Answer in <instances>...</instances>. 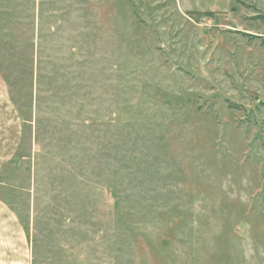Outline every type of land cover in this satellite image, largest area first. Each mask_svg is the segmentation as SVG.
<instances>
[{"label":"rangeland","instance_id":"1","mask_svg":"<svg viewBox=\"0 0 264 264\" xmlns=\"http://www.w3.org/2000/svg\"><path fill=\"white\" fill-rule=\"evenodd\" d=\"M0 264H264V0H0Z\"/></svg>","mask_w":264,"mask_h":264},{"label":"crops","instance_id":"2","mask_svg":"<svg viewBox=\"0 0 264 264\" xmlns=\"http://www.w3.org/2000/svg\"><path fill=\"white\" fill-rule=\"evenodd\" d=\"M20 139L21 125L17 113L8 97L0 92V164L16 154ZM0 213L8 211L0 209Z\"/></svg>","mask_w":264,"mask_h":264}]
</instances>
